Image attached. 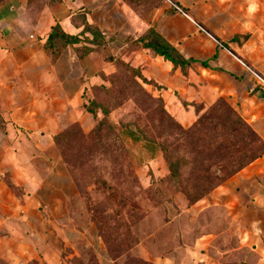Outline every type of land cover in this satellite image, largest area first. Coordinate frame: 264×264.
I'll return each instance as SVG.
<instances>
[{
    "label": "crops",
    "instance_id": "1",
    "mask_svg": "<svg viewBox=\"0 0 264 264\" xmlns=\"http://www.w3.org/2000/svg\"><path fill=\"white\" fill-rule=\"evenodd\" d=\"M29 1L0 5V258L4 261L41 260L36 235L47 222L44 214L69 213L62 200L69 198L72 181L53 138L87 123L83 93L106 72L110 59L125 61L160 87L157 97L182 125L189 126L199 115L193 104L207 108L224 100L264 144V91L253 93L255 80L248 71L264 78V0ZM35 3L40 5L33 12ZM80 10L106 44L67 46L52 59L44 49L52 27L59 25L67 35L77 36L83 28L75 18ZM150 29L190 61L185 76L141 48L138 40ZM82 45L93 50L80 58L77 49ZM121 51L124 61L118 57ZM51 199L58 201L50 206L45 200ZM184 212L197 230L205 232L197 236L193 248H182L187 255L179 264L202 263L210 246L222 256L236 251L240 264H264V153ZM58 231L65 238L62 229ZM43 262L60 264V258L46 253Z\"/></svg>",
    "mask_w": 264,
    "mask_h": 264
},
{
    "label": "rangeland",
    "instance_id": "2",
    "mask_svg": "<svg viewBox=\"0 0 264 264\" xmlns=\"http://www.w3.org/2000/svg\"><path fill=\"white\" fill-rule=\"evenodd\" d=\"M87 89L95 118L88 115L87 123L67 128L55 141L72 181L69 198L62 200L69 213L44 214L47 222L36 235L41 260L21 264H45L44 254L51 252L60 264H179L187 255L182 248H193L205 232L184 211L203 186L222 185L261 145L229 135L223 105L211 114L203 108L192 124L182 125L167 112L156 87L117 63ZM160 147L188 162L179 183ZM45 201L52 206L58 200ZM234 253L222 256L210 246L197 264H240ZM0 264L11 263L0 258Z\"/></svg>",
    "mask_w": 264,
    "mask_h": 264
},
{
    "label": "trees",
    "instance_id": "3",
    "mask_svg": "<svg viewBox=\"0 0 264 264\" xmlns=\"http://www.w3.org/2000/svg\"><path fill=\"white\" fill-rule=\"evenodd\" d=\"M45 2H57L58 0H44ZM3 2L0 3V5ZM75 18L80 20L82 25V30L80 34L77 36H70L64 33V31L61 29L59 25H55L52 27L50 34L47 38V41L44 45V49L46 52L52 57V59H56L57 56L61 53V51L67 47V46H73V45H79L83 43H87L94 47H100L104 44H106L105 38L102 36L100 31L93 25L87 24L84 18V12L82 10L78 11L76 13ZM89 35L91 38L87 37L86 35ZM141 43V48L149 50L152 55L158 56L164 59V61L170 62L174 68L180 69L182 75H186V72L190 68V61H187L183 59L168 43H166L162 37H160L154 30H147L145 34L138 40ZM92 48H87L85 46H81L77 49L79 57L82 58L87 53L91 52ZM111 63H117L122 65L128 73H132L135 78L140 80L142 84L146 85H152L156 87L157 89H160L156 84H154L152 81L146 80L143 78L139 72V70L131 68L129 65L125 64L124 62L120 60H113L110 59ZM258 90L255 89L253 93ZM86 91L83 93V99H84V110L86 113H88L92 118H95V109L91 108L90 106L92 104V100L86 99L85 96ZM225 104V105H224ZM186 106V104H183ZM227 107V115L225 114V127L228 128V133L231 137H238L240 139H246L244 137L251 138V144L259 143L261 145V149L259 150V153L253 156L250 160H248L245 164L239 167V169L234 172L231 176H234L236 173H238L241 169L246 167L248 164H250L255 159L261 157L264 153V144L263 142L258 138V136L255 134V132L252 130L250 126H248L242 118L238 115V113L231 108L226 102L224 101H217L211 106L207 107V110L210 109L211 112H215L218 110L221 106ZM195 111L199 114L203 107L201 105L193 104ZM218 114L220 115V118H223L220 111H218ZM207 116V115H206ZM101 126V123H99L98 128ZM196 127H194L195 130ZM190 130H193L190 129ZM59 137V135L54 136V141ZM161 148V152L164 156H166V160L168 163V169L170 176L174 179L176 183H179L182 171L185 168V166L189 165L188 162L185 160L183 156H169L168 150H166L163 147ZM231 178V177H230ZM219 185V184H218ZM218 185L213 186L212 188H205L203 186V190L200 192L199 195L195 197V199L192 200L193 204L207 196L211 191H213ZM34 262V261H30Z\"/></svg>",
    "mask_w": 264,
    "mask_h": 264
},
{
    "label": "built area",
    "instance_id": "4",
    "mask_svg": "<svg viewBox=\"0 0 264 264\" xmlns=\"http://www.w3.org/2000/svg\"><path fill=\"white\" fill-rule=\"evenodd\" d=\"M175 7V6H174ZM177 9V8H176ZM252 76L254 77L255 80V89H261L264 91V78L260 77L258 74H256L253 71L248 70Z\"/></svg>",
    "mask_w": 264,
    "mask_h": 264
}]
</instances>
